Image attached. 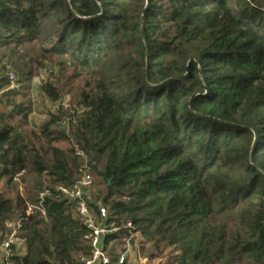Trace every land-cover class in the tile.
<instances>
[{
    "label": "trees",
    "instance_id": "1",
    "mask_svg": "<svg viewBox=\"0 0 264 264\" xmlns=\"http://www.w3.org/2000/svg\"><path fill=\"white\" fill-rule=\"evenodd\" d=\"M48 64L71 75L41 92L73 113L35 132L16 101ZM0 92L1 237L24 219L12 264L90 255L59 191L84 164L112 261L138 234L165 264H264V0H0Z\"/></svg>",
    "mask_w": 264,
    "mask_h": 264
},
{
    "label": "built area",
    "instance_id": "2",
    "mask_svg": "<svg viewBox=\"0 0 264 264\" xmlns=\"http://www.w3.org/2000/svg\"><path fill=\"white\" fill-rule=\"evenodd\" d=\"M13 75H10V79L13 80ZM80 156H83L81 152H78ZM80 178L71 187L59 188L60 193L69 201L73 202L76 207V212L82 225L88 232L90 255L88 257H81L80 264H128L129 257V242L126 243L124 252L119 257L112 261L111 257L104 251V238L113 230H109L104 222L106 220V211L103 208H99L98 215L93 214L89 208V196L88 193L92 186V178L89 173L88 166L84 164L80 170ZM42 200V196L40 198ZM33 210L42 212L40 207L28 206L27 217ZM23 218H17L14 221L7 223L5 232L0 240V264H12L11 250L12 247L21 249L22 241L20 239ZM127 229H131V225L127 224ZM131 264H146L145 260L139 262H133Z\"/></svg>",
    "mask_w": 264,
    "mask_h": 264
},
{
    "label": "rangeland",
    "instance_id": "3",
    "mask_svg": "<svg viewBox=\"0 0 264 264\" xmlns=\"http://www.w3.org/2000/svg\"><path fill=\"white\" fill-rule=\"evenodd\" d=\"M43 28L44 34L52 36L53 30H55L56 25L51 22H47L45 23ZM32 70L34 72V75L30 78L29 82L24 85L27 86V84H29V89L23 91L26 97L23 99L22 96H19L16 101L17 104H20L22 102H25L26 98L30 99L32 112L28 118L30 130L39 132L41 126L45 122L50 120L51 115H57V127H63L65 123L67 124V119H69L68 116L72 115L73 113L72 107L69 105L70 98L65 96L57 102H52L45 97V95L41 92L40 87L44 82L48 80L52 81L53 84L57 87L59 80V87L65 86L68 83V78L71 73L68 72L64 78H60L61 76L59 74L58 65L52 64H48L44 69L36 70L32 68ZM12 74L13 73H9V80H11L10 75ZM13 76L14 78L12 81L16 79V75L13 74ZM2 93L3 92H0V96H2ZM6 103L8 102H0V112H8L9 109L5 108ZM94 182L95 181L93 179L91 189L88 193L90 201L94 200V197L97 193V187L96 185H94ZM9 196L12 197V195L10 194ZM131 237L134 238V244L131 245V243H129L128 264H131L133 262H139L140 260H145L146 264H165L170 258L171 255H169L168 251L161 255H158L155 252L147 253L148 249H145L146 247L141 246L140 236L138 234H132Z\"/></svg>",
    "mask_w": 264,
    "mask_h": 264
}]
</instances>
